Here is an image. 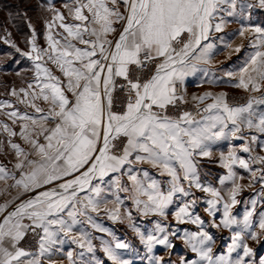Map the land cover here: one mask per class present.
<instances>
[{"label":"snow or ice","instance_id":"snow-or-ice-1","mask_svg":"<svg viewBox=\"0 0 264 264\" xmlns=\"http://www.w3.org/2000/svg\"><path fill=\"white\" fill-rule=\"evenodd\" d=\"M40 7L46 46L31 19L29 50L10 32L3 37L31 62L32 76L8 93L31 111L0 101L19 124L0 121V149L12 157L10 168L0 162V195L10 197L0 203V264H103L97 239L111 264H134L126 257L138 250L100 222L102 213L127 222L147 264H264L251 243L264 241V210L257 212V202L264 205V26L252 22L264 0ZM233 23L239 28L226 31ZM241 49L239 64L214 68L219 54L230 59ZM197 74L246 97L241 103L223 90L189 93L188 78ZM214 156L224 170L216 183L203 166ZM257 184L251 208L234 214L240 193ZM201 203L206 216L196 210ZM137 216L151 218V227L141 228ZM210 229L227 230L230 243L218 247ZM176 240L186 253L172 260ZM66 244L79 251H65Z\"/></svg>","mask_w":264,"mask_h":264},{"label":"crops","instance_id":"crops-1","mask_svg":"<svg viewBox=\"0 0 264 264\" xmlns=\"http://www.w3.org/2000/svg\"><path fill=\"white\" fill-rule=\"evenodd\" d=\"M46 2H55L57 7H61L62 3L65 2V0H33L32 3L34 5L33 9H31L26 16V22L28 19H31L32 24L34 25L37 35H38V43L41 46H46V41L44 39V32L45 27L43 24V19L46 17V13L43 12L41 5L45 4ZM0 17H6V13H2ZM252 22L253 23H260L262 26H264V10L262 9H255L252 14ZM239 28V24L233 23L229 25V27L226 29V31H233L235 29ZM28 34L25 35L27 37H23V34L19 33L17 29H15L14 26H12L9 23L4 22L3 25L0 26V101L2 100H10L13 102L14 108H19L20 111H31V109H26L24 104L17 103L16 97L10 96L8 93L10 91V88L15 86L16 88L25 87L26 82L31 79L32 76V64L31 62L26 58L22 57L19 53H16L14 49L11 48L10 45L5 44L3 37L6 35V32L11 33L10 39L15 41V43L22 49V50H29V45L27 43L28 37L30 35V29L27 26ZM241 38H236V43H240ZM243 43L245 44V47H247L249 40L247 38H243ZM11 52L12 55L9 56L7 53ZM246 55L245 49H241L239 53H234L230 59H226V54L221 53L216 57L217 63L214 65V68L219 70L222 67L232 66L233 64H239L243 58ZM2 57L4 59H2ZM6 57V58H5ZM55 71V69H53ZM58 74V73H57ZM217 74H219V71H217ZM205 79L202 77L201 74H197L195 76L188 78V91L189 93H199L207 89H211L213 91H226L229 93L230 102H236L232 98L238 97L240 98L239 102H243V99L246 97V94L240 90L236 89L235 87L231 85L222 84L219 86L216 85H210L207 83H202V80ZM12 109H0V121H6L9 124H11L13 127L19 128V124H13L11 120L8 119V117L4 114L5 112H10ZM1 138L0 142H3L5 140L6 134L0 132ZM17 142H19L18 138ZM8 152L9 154H5ZM11 150L7 149L5 146V149H0V162L7 164V166L10 168L12 165L8 162L12 157L10 154ZM243 154V153H242ZM216 157L214 156L212 160H208L205 158L203 160V166L204 171L206 173H209L208 179L211 180L213 183L217 182V177L219 174H221L224 170L218 166V164L215 162ZM242 174L245 175V180L242 181V183L247 184V174L243 170H241ZM0 185H2V182H0ZM259 184L255 185V189H245L243 190L240 195L238 196V199L241 201L240 204L236 205L233 209L234 214H239L240 216H243L244 212L251 208V200L256 195V190L259 189ZM197 195H202L199 193L198 190ZM12 195H15V191H12ZM6 199H10L8 196L0 195V203H3ZM19 201H17L18 203ZM15 205H10L8 210L10 211L12 207ZM204 205L201 203L197 206V211L202 213L203 215H207L203 212ZM264 210V205L257 202V212ZM135 215V214H134ZM100 222L107 228H110L117 236H119L121 239H127L128 242H130L134 248H136L138 251L135 254H129L126 258L133 259L134 264H147V260L145 257V250L143 246L139 243L138 238L136 237L135 233L132 231V229L128 226L127 222L120 223V222H114L110 220L107 216L101 214L99 217ZM149 219L151 218H140L137 216L136 222L137 224L143 228L145 226L151 227V225L148 223ZM169 220H173L172 216H169ZM174 223V221H173ZM181 227H189L194 228V225H181ZM214 235L217 236V246L218 247H225L228 243H230V240L228 239V232L227 230H217V229H210ZM97 237L104 236L106 239L108 238L106 234L104 233H96ZM33 247H35V242H33L32 238L28 236L26 238ZM94 243L97 244V251L96 256L98 259L103 261V264H111V261L108 260L107 256L104 255L102 250L99 248V240H95ZM252 246L256 249L257 258L264 256V241H261L260 243L251 242ZM175 244L177 247L173 250L171 254L172 260H177L179 255L185 254L186 249L184 248L183 242L180 240H176ZM65 251L70 250L72 248H76L75 245H69L66 244ZM77 251H79L78 248H76ZM158 255H165V258L168 259L167 253L163 250L162 247L158 246L157 249ZM62 264H68V261L65 259L63 260Z\"/></svg>","mask_w":264,"mask_h":264},{"label":"trees","instance_id":"trees-1","mask_svg":"<svg viewBox=\"0 0 264 264\" xmlns=\"http://www.w3.org/2000/svg\"><path fill=\"white\" fill-rule=\"evenodd\" d=\"M33 0H0V13H6V17H0V26L4 22L11 24L17 31L23 34V37L28 34L27 22L24 13H28L33 9ZM9 12L14 13L15 18L9 16ZM25 34V35H24Z\"/></svg>","mask_w":264,"mask_h":264},{"label":"rangeland","instance_id":"rangeland-1","mask_svg":"<svg viewBox=\"0 0 264 264\" xmlns=\"http://www.w3.org/2000/svg\"><path fill=\"white\" fill-rule=\"evenodd\" d=\"M2 14V12L0 13V15ZM6 58V57H5ZM2 59H4L3 57H2ZM0 138H1V135H0Z\"/></svg>","mask_w":264,"mask_h":264},{"label":"built area","instance_id":"built-area-1","mask_svg":"<svg viewBox=\"0 0 264 264\" xmlns=\"http://www.w3.org/2000/svg\"><path fill=\"white\" fill-rule=\"evenodd\" d=\"M31 237V234L29 235ZM32 238V237H31ZM34 242V241H33Z\"/></svg>","mask_w":264,"mask_h":264}]
</instances>
